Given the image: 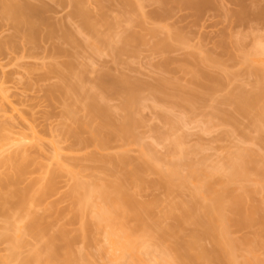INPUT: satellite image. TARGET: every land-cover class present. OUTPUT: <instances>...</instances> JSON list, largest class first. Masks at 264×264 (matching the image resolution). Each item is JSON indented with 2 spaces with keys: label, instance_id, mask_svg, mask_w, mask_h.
Wrapping results in <instances>:
<instances>
[{
  "label": "rangeland",
  "instance_id": "rangeland-1",
  "mask_svg": "<svg viewBox=\"0 0 264 264\" xmlns=\"http://www.w3.org/2000/svg\"><path fill=\"white\" fill-rule=\"evenodd\" d=\"M187 1L0 0V264H107L84 186L119 182L148 207L139 225L168 229L151 251L175 231L213 248L205 205L233 224L239 196L237 256L264 264V0Z\"/></svg>",
  "mask_w": 264,
  "mask_h": 264
},
{
  "label": "bare ground",
  "instance_id": "bare-ground-1",
  "mask_svg": "<svg viewBox=\"0 0 264 264\" xmlns=\"http://www.w3.org/2000/svg\"><path fill=\"white\" fill-rule=\"evenodd\" d=\"M187 2L191 4H196L198 6L197 8H199L198 10L205 8L204 6H206V4L208 5V2L206 0H201L200 2L189 0ZM22 6H20V11L22 9L21 8ZM25 8L23 9L25 10ZM18 9L19 8H17V10ZM33 9H34V5H33ZM33 9L29 11L32 12L34 11ZM36 10L39 12L41 11V8L40 10L35 9V12ZM24 12L25 11H23V13ZM35 12L34 14H37V12L36 13ZM167 82L169 83V81ZM164 85H166V83H164ZM132 87L129 88V85H128V90L126 92L128 94V91H129V93L132 94V96H134L136 95L135 94L136 93L135 91H137L136 89H139L140 87L139 88L136 87V89H134L135 86L133 87V89ZM162 88L165 89L164 86L161 87V89ZM262 90H264V88ZM244 100L241 102V105H240L241 109L243 110L247 109L250 103H252L251 99H246L245 101ZM259 112H260L259 113L260 116L263 117V120H264V104L260 106ZM240 158L237 160L235 159V160L238 162ZM244 159L241 158L239 162L244 164L243 162ZM235 160H233L232 163L235 162L234 164H237ZM119 161L127 162L126 158L121 159V157ZM234 164H231L232 170L230 171V174H231L230 176L233 177V176L243 175L245 171L244 165L242 167V164L240 165V163H238L242 168H244L242 170L238 164L237 166L239 168L235 167ZM128 165H130V163H128ZM138 166H136L135 169L133 168L134 171L132 169H131L132 171H129V178L133 181L134 180L136 181L138 179L137 173L142 171V167L140 166L138 167ZM150 169L155 170L157 169V167H155V165L153 164H150ZM159 173H161L160 175L163 178L161 179L167 181L168 183L172 181V178H173L172 175L176 174V172L173 170H170L167 172L160 171ZM213 176L214 175L212 174L204 172V178H202L196 184L198 196L202 193L203 187L205 188L207 187L213 190V182H212ZM79 185L80 187H82L81 185L83 184H79ZM107 185L108 184H105V183L99 184V185L97 184V185L89 186L88 188L86 185L84 186L86 188L85 197L87 198V203H90L93 206V212L96 218V226H98V228H102L105 230V239L108 243L107 244L108 246L106 247V251L107 253L110 254L109 255L110 257H108L109 260L107 261V264H122V260L124 258H127L125 259L128 262L127 264H249L247 261H243V260L241 261L240 260L241 256L240 257L237 256L238 251H240L241 253V249H243V245H241L242 246L241 247L239 244L240 243L239 241H238L239 243L237 244V241H236L237 239H235L231 235L230 231L228 230V227H230L232 224L230 223L232 219L229 218L230 219L229 220L228 217H226L225 213L221 214L222 211L219 210L217 206H212V205H205V207L207 208L208 214L211 216V221L203 224L204 226L203 233L208 234L213 237V240L215 242V245L213 248L211 249L206 248L203 245L202 235L199 233H196L192 235L190 238L186 239V236L182 234V231H175L173 233V238H174L173 241H168L165 244H156L157 246H159V248L156 247L155 251H151L150 250L151 247L154 246L155 243H157L155 242L156 237L159 235L166 234L168 229L152 228L151 226L149 227L148 225H144V224L139 225L138 223L141 222L140 211H144L148 207H144L141 210L137 208L136 201L134 200V198L131 196V194L128 192V190L122 183L119 182L116 184L114 183L113 185L111 184L112 185V186L110 185L111 187ZM226 187H227L226 184H224V186L222 185V190L223 188L226 189ZM227 188L228 189L226 191L230 190L229 186ZM214 192L216 194L215 199L218 201L217 203L218 205L220 204L221 201H224L225 199L224 197L225 190L222 191L223 193H221V190L220 192H218L217 190H215ZM228 192L230 193L231 191H228ZM229 193H226V194H229ZM234 198L235 200L230 203V209L240 214V217H238L237 218L238 220H235L234 223L239 224V225H246L250 223L252 221L253 216L250 213L244 211L242 205L240 204L239 196H236ZM201 202H204V200ZM191 211H192L191 208H188L189 215L187 216L186 220L187 219L189 220L192 217H194V215L191 214ZM219 217L221 218V220H219ZM130 222H135V223L131 224ZM228 222L230 224L227 227ZM248 239H246V241H250ZM251 241L253 240L251 239ZM242 243L244 244L245 241ZM247 243L249 245V242ZM161 245L162 247H160ZM250 247H249L250 250L248 251H251L252 246ZM249 248L247 246V249ZM104 251H105V248H104ZM150 254H153L154 257L153 258L149 257ZM250 254H253V253H250ZM69 255H68L69 258L66 256L67 257L65 260L66 262L63 261L62 264H95L92 259L89 260L90 258H87V259L84 258L85 260L83 258H80V259L78 258V260H76V259H73L75 257L72 255V253ZM71 256H73V258ZM250 263L254 264L252 263V261Z\"/></svg>",
  "mask_w": 264,
  "mask_h": 264
}]
</instances>
